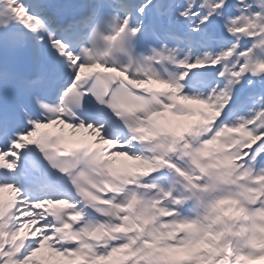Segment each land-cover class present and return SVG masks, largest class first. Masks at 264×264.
Segmentation results:
<instances>
[{
  "label": "snow or ice",
  "instance_id": "6c2138e0",
  "mask_svg": "<svg viewBox=\"0 0 264 264\" xmlns=\"http://www.w3.org/2000/svg\"><path fill=\"white\" fill-rule=\"evenodd\" d=\"M258 218L264 0H0V264H264Z\"/></svg>",
  "mask_w": 264,
  "mask_h": 264
},
{
  "label": "bare ground",
  "instance_id": "6f19581e",
  "mask_svg": "<svg viewBox=\"0 0 264 264\" xmlns=\"http://www.w3.org/2000/svg\"><path fill=\"white\" fill-rule=\"evenodd\" d=\"M236 209L229 203H225L221 206V212L222 213H230V212H235ZM263 232V234L261 236L258 235V233L260 232ZM256 234H257V243L258 244H264V220H263V223L259 225H257V228H256ZM120 255L119 254L118 256L114 257V261H118V259L120 258ZM37 259H40L42 261V264L45 260H51V261H55L57 258L55 257V254L52 253V257H48V258H45V254L41 251L40 253L37 254Z\"/></svg>",
  "mask_w": 264,
  "mask_h": 264
},
{
  "label": "rangeland",
  "instance_id": "374dc122",
  "mask_svg": "<svg viewBox=\"0 0 264 264\" xmlns=\"http://www.w3.org/2000/svg\"><path fill=\"white\" fill-rule=\"evenodd\" d=\"M41 251H42V252H45V253L47 252L45 258H48V256H50L48 250L42 249Z\"/></svg>",
  "mask_w": 264,
  "mask_h": 264
}]
</instances>
